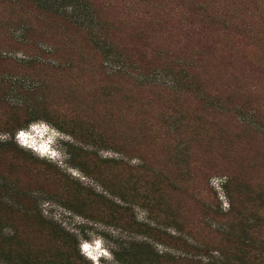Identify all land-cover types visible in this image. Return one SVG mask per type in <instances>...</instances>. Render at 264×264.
I'll return each mask as SVG.
<instances>
[{
	"label": "rangeland",
	"instance_id": "374dc122",
	"mask_svg": "<svg viewBox=\"0 0 264 264\" xmlns=\"http://www.w3.org/2000/svg\"><path fill=\"white\" fill-rule=\"evenodd\" d=\"M243 1L93 0L113 53L143 55L123 71L70 20L0 3V242L11 255L61 234L80 264H181L177 243L141 225L182 236L176 224L225 214L240 184H264V134L216 107L243 102L264 126V0ZM185 18L205 50L176 31ZM161 69L195 82L167 85ZM229 169L240 189L224 185ZM193 235L213 239L206 227ZM145 239L149 255L126 262Z\"/></svg>",
	"mask_w": 264,
	"mask_h": 264
},
{
	"label": "trees",
	"instance_id": "16d2710c",
	"mask_svg": "<svg viewBox=\"0 0 264 264\" xmlns=\"http://www.w3.org/2000/svg\"><path fill=\"white\" fill-rule=\"evenodd\" d=\"M18 1L0 0V3L11 4ZM23 1L29 2L42 11V13L66 18L76 24L74 25L76 28L78 27L89 32L91 39L96 43L99 53L104 54L103 58L109 57L108 63L118 71H123L132 62L136 66L144 63L141 53L129 54L128 57H125L121 53H113L112 44L105 38L102 23L97 18V11H94L92 8L93 0ZM245 1L247 0L243 2ZM209 16L206 15L203 19L209 21ZM185 19V24L180 22L175 27L179 35L185 38V45L194 44L199 50H205V41L201 40L202 31H196L194 27L195 23L192 20ZM185 62L187 63L181 62L178 66H193L192 64L195 62V59H193V62ZM156 71L163 73V83L167 85H171V81L167 78L168 76H177L186 86H192L195 82L189 71L185 72L182 69L181 71L185 72L183 75H180L179 71L169 72L166 69ZM172 80H175V78ZM231 98V95H226L220 101L226 103ZM238 104H240V107ZM216 107L218 108L217 111H221V114H230L231 120L234 119L235 115V121L237 120L238 123L240 122L247 125V127L256 128L264 134V126L259 121L260 118L257 117L252 107L246 106L243 102L233 103L229 110L219 104ZM22 126L24 127V124H20L18 127ZM227 175L228 178H226L224 185L231 182L235 183L239 189L240 185L241 189L245 187V189L241 190L240 208L232 205L231 198H229L230 196L226 192L229 198V210L225 214H221L215 209L210 210L208 207L206 210L210 211L208 214L210 217L207 215V219L193 220L189 224L186 223L185 227L181 224L175 225L174 228L176 231H179V234H182V231L184 235H189V238L183 234L182 236H170L165 232H160L156 228L151 229L147 225H141L145 227L144 232L156 240L163 239L172 242V244L177 243L181 250V254L178 257L181 264H264V239L260 238L261 229L264 231V184L256 187L245 186L244 183L239 185L240 182L237 180L238 175H236V171L229 169ZM206 220L211 221L212 224ZM201 227H206L209 234L213 236V239L207 242L197 240V237L193 234L195 233V229ZM54 232L59 233V230ZM164 235L166 236L162 238ZM54 237H56L54 243L51 242L48 246L40 244L36 247H29L20 244L16 247L14 255H11L10 250L4 248L0 242V261L5 264H80L73 247L67 242L65 235L60 234ZM146 242L145 239L140 244H131L126 251V262H128L127 259L130 257H137L139 254V252L137 253L138 250L145 252L146 256H148L150 244Z\"/></svg>",
	"mask_w": 264,
	"mask_h": 264
},
{
	"label": "clouds",
	"instance_id": "9594fccd",
	"mask_svg": "<svg viewBox=\"0 0 264 264\" xmlns=\"http://www.w3.org/2000/svg\"><path fill=\"white\" fill-rule=\"evenodd\" d=\"M60 140H61L60 138H59V139H58V138H55V139H54V145H53V146H54V148H56V147H57V145H56V144H57V143H58ZM49 143H50V141H49ZM48 147H50V145H48Z\"/></svg>",
	"mask_w": 264,
	"mask_h": 264
},
{
	"label": "snow or ice",
	"instance_id": "6c2138e0",
	"mask_svg": "<svg viewBox=\"0 0 264 264\" xmlns=\"http://www.w3.org/2000/svg\"><path fill=\"white\" fill-rule=\"evenodd\" d=\"M21 135H23V133H21Z\"/></svg>",
	"mask_w": 264,
	"mask_h": 264
},
{
	"label": "bare ground",
	"instance_id": "6f19581e",
	"mask_svg": "<svg viewBox=\"0 0 264 264\" xmlns=\"http://www.w3.org/2000/svg\"><path fill=\"white\" fill-rule=\"evenodd\" d=\"M40 136V135H39ZM44 143H46V142H44Z\"/></svg>",
	"mask_w": 264,
	"mask_h": 264
}]
</instances>
